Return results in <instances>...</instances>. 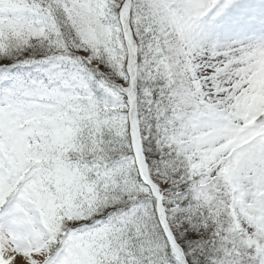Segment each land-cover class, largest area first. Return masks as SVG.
Returning a JSON list of instances; mask_svg holds the SVG:
<instances>
[{
    "label": "snow or ice",
    "instance_id": "1",
    "mask_svg": "<svg viewBox=\"0 0 264 264\" xmlns=\"http://www.w3.org/2000/svg\"><path fill=\"white\" fill-rule=\"evenodd\" d=\"M0 264H264V0H0Z\"/></svg>",
    "mask_w": 264,
    "mask_h": 264
}]
</instances>
